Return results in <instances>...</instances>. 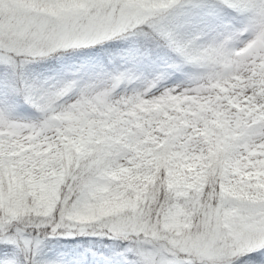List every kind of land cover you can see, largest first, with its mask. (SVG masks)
<instances>
[{
    "label": "snow or ice",
    "instance_id": "snow-or-ice-1",
    "mask_svg": "<svg viewBox=\"0 0 264 264\" xmlns=\"http://www.w3.org/2000/svg\"><path fill=\"white\" fill-rule=\"evenodd\" d=\"M0 264H264V0H0Z\"/></svg>",
    "mask_w": 264,
    "mask_h": 264
}]
</instances>
